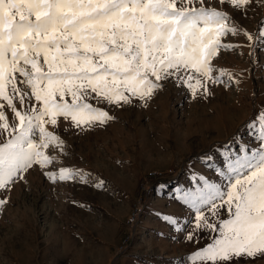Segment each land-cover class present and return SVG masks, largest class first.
I'll return each instance as SVG.
<instances>
[{
  "label": "snow or ice",
  "instance_id": "snow-or-ice-1",
  "mask_svg": "<svg viewBox=\"0 0 264 264\" xmlns=\"http://www.w3.org/2000/svg\"><path fill=\"white\" fill-rule=\"evenodd\" d=\"M256 6V0H0V190L33 165L53 164L50 146L65 152L59 118L76 128L113 118L93 107L90 96L129 104L132 97L151 98L170 78L193 95L207 91L205 81L217 82L211 61L221 37L243 33L252 41L238 18ZM256 39L264 44V31ZM47 175L85 179L67 167ZM219 176V184L205 181L180 197L195 213L186 238L209 237L190 260L258 264L264 261V120L260 146ZM165 219L186 230L176 218Z\"/></svg>",
  "mask_w": 264,
  "mask_h": 264
},
{
  "label": "rangeland",
  "instance_id": "rangeland-1",
  "mask_svg": "<svg viewBox=\"0 0 264 264\" xmlns=\"http://www.w3.org/2000/svg\"><path fill=\"white\" fill-rule=\"evenodd\" d=\"M256 3L238 18L253 40L243 33L221 37L211 61L217 82L205 81L207 91L193 95L186 84L170 78L159 82L163 87L151 98L132 97L129 104L90 96L93 107L113 117L105 123L76 128L59 118L56 131L65 152L50 146L46 153L56 157L53 164L33 165L0 190L6 200L0 205V264H193L190 257L209 237L186 238L195 213L180 197L205 181L219 184L220 171L261 143L264 44L256 37L264 31V7ZM49 130L54 129L49 125ZM195 136L199 140L192 142ZM61 167L80 170L85 179L47 175ZM152 174L163 182L153 185ZM141 195L144 211L131 226L128 220ZM169 216L186 230H177L165 219Z\"/></svg>",
  "mask_w": 264,
  "mask_h": 264
},
{
  "label": "built area",
  "instance_id": "built-area-1",
  "mask_svg": "<svg viewBox=\"0 0 264 264\" xmlns=\"http://www.w3.org/2000/svg\"><path fill=\"white\" fill-rule=\"evenodd\" d=\"M146 197L141 195L137 201H136V204H135V207L132 211V214L128 220V224L133 226L134 224L138 223L139 222V219L140 217L142 216L143 214V211H144V207H145V204H146V201H145Z\"/></svg>",
  "mask_w": 264,
  "mask_h": 264
},
{
  "label": "trees",
  "instance_id": "trees-1",
  "mask_svg": "<svg viewBox=\"0 0 264 264\" xmlns=\"http://www.w3.org/2000/svg\"><path fill=\"white\" fill-rule=\"evenodd\" d=\"M198 140H199V138L197 136H195L191 139L192 142H196ZM149 178H150L153 185H158V184L163 182V180H162L163 178L159 174H152L149 176Z\"/></svg>",
  "mask_w": 264,
  "mask_h": 264
}]
</instances>
